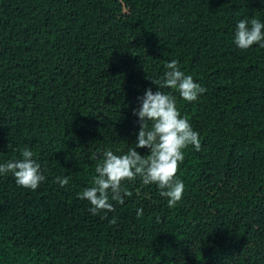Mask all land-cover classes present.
Instances as JSON below:
<instances>
[{"label":"trees","instance_id":"16d2710c","mask_svg":"<svg viewBox=\"0 0 264 264\" xmlns=\"http://www.w3.org/2000/svg\"><path fill=\"white\" fill-rule=\"evenodd\" d=\"M252 18L264 0H0V164L27 147L46 178L0 175V264H264V48L234 42ZM173 59L207 89L173 93L201 142L182 200L137 177L93 215L78 194L105 151L136 143L138 97Z\"/></svg>","mask_w":264,"mask_h":264},{"label":"clouds","instance_id":"9594fccd","mask_svg":"<svg viewBox=\"0 0 264 264\" xmlns=\"http://www.w3.org/2000/svg\"><path fill=\"white\" fill-rule=\"evenodd\" d=\"M234 42L241 50H248L254 45L264 48V23L259 19L240 20L237 23ZM165 73L160 79L152 80L157 91L147 89L143 96L138 97L139 109L133 115L139 118L140 130L136 143L128 147L125 154L117 155L107 150L103 158L95 165L92 187L85 188L78 198L87 201L91 207L89 212L107 218L108 212L115 207L110 201L123 205L128 191L127 183L139 177L145 185L155 184L160 196L167 198L170 208L182 200L185 185L178 177L180 164L184 161V150L189 146L196 151L201 149L199 133L194 131L188 118L181 116L177 108V97L189 103L198 100L207 89L197 83L192 75H186L176 59L166 63ZM172 91L165 93L161 89ZM151 123V127L149 126ZM12 145H9L11 149ZM147 148L150 154L142 156L137 149ZM22 159L9 160L0 164V175L9 173L15 178L18 186L35 191L45 181L41 165L34 159V152L25 147L21 151ZM92 159L97 157L93 155ZM55 183L60 187L69 184V177L57 176ZM143 209H137L138 218ZM115 225L116 219L109 221Z\"/></svg>","mask_w":264,"mask_h":264}]
</instances>
